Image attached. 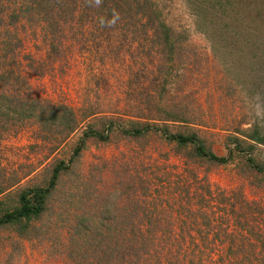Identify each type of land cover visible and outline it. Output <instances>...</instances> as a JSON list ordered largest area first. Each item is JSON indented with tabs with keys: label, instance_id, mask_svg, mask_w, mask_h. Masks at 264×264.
I'll return each mask as SVG.
<instances>
[{
	"label": "rangeland",
	"instance_id": "374dc122",
	"mask_svg": "<svg viewBox=\"0 0 264 264\" xmlns=\"http://www.w3.org/2000/svg\"><path fill=\"white\" fill-rule=\"evenodd\" d=\"M154 1L163 9L166 21L185 37L182 60L173 63V71L165 70V59L156 48L147 51L142 39L122 41L119 34L99 38L92 34V41L87 42L90 48L65 39L69 47L64 56L51 61L47 45L38 35L39 27L11 29L23 41L18 57L22 72L15 73L21 91L66 103L78 115L89 104H97L99 112L82 120L79 128L59 142L38 138L35 124L0 134V186L5 188L0 193V213L18 204L21 189L45 186L59 161L69 164L47 194L43 214L29 221L25 236L16 225L0 226V264H79V256L70 254L79 241L73 231L74 218L101 210V205L103 209V205H115L123 215L160 210L164 215L171 212L183 217L186 211L178 210L181 204L199 206L202 213L213 208L212 221L199 217L195 224L208 230L204 241H211L224 229L238 228L233 210L253 209L257 219L248 226L254 228L258 223L263 227L264 173L246 166L244 155L233 148L234 137L243 146L252 144L249 155L264 163V143L247 136L255 129L264 134L261 75L250 82L248 66L241 63L245 58L217 53L195 25L184 0ZM165 110H181L188 121L158 119L165 116ZM110 121L107 140L87 137L70 160L86 126L105 132ZM147 121L166 127L169 133H194L206 149L220 156L232 149L231 156L225 163H215L196 156L190 143L180 147L160 131L139 136L120 131ZM195 194L202 195L199 203ZM162 225L167 226L166 222L159 223ZM182 226L191 225H170L175 231ZM194 241L200 244L203 240L195 237ZM219 241L211 242L216 245ZM190 244L187 239L180 247L190 250Z\"/></svg>",
	"mask_w": 264,
	"mask_h": 264
},
{
	"label": "trees",
	"instance_id": "16d2710c",
	"mask_svg": "<svg viewBox=\"0 0 264 264\" xmlns=\"http://www.w3.org/2000/svg\"><path fill=\"white\" fill-rule=\"evenodd\" d=\"M184 1L194 15L197 28L210 39L212 48L221 55L245 58L241 63H244V67L248 66L246 78L254 82L261 75L259 83L264 89V0ZM19 25L24 29L39 27L38 35L47 45V57L51 61L64 56L69 47L65 39L78 42L84 46L82 48H90L87 42L92 41V34L95 38L119 34L122 41L126 38L142 39L141 45H145L147 51L152 49V52L156 48L155 52L165 59L166 71H173V63L182 60L181 44L185 37L166 21L163 9L154 0H0V134L26 124H35L37 131L34 134L38 138L59 142L79 128L82 120L99 112L97 104H89L87 108H80L78 115L66 103L40 99L21 91L15 73L22 72L18 57L23 41L11 30ZM180 111L165 110V116L158 119L188 121ZM109 125L111 121L105 132L86 126L73 148L70 160L83 148L87 137L107 140ZM120 131L132 136L160 131L166 139L176 140L180 147L190 143L196 156L215 163H225L232 153L230 149L227 156L217 155L206 149L196 134L169 133L166 127L149 121L131 129L121 128ZM247 136L253 142L264 143V134L261 135L256 129ZM234 139L233 148L244 155L246 166L264 173V163L256 162L249 155L253 145L243 146L240 139ZM68 165L59 161L45 186L21 189L18 204L0 213V226L16 225L18 232L25 236L30 227L29 221L43 214L47 194L53 190L58 176L67 171ZM2 187L0 193L5 189ZM195 196L199 203L202 195ZM191 198L189 196L188 201ZM169 199L165 197L166 201ZM114 206L103 205V209L101 205V210L74 218L73 231L77 233L75 238H79V241L70 248V254H76L77 258L79 256V264H264V219L263 227L257 223L250 228L248 223L257 219L252 216L253 209L239 213L233 210L238 228L215 233L210 239L214 241L220 238L215 245L211 241H204L207 229L202 231L195 227L199 217L204 222L212 221L215 216L213 208L202 213L199 206L196 209L189 202L181 204L178 210L186 211L183 217L171 212L164 215L160 210L157 213L123 215ZM207 217L210 220H206ZM261 218L258 217V221ZM160 222H166L167 226L159 227ZM174 222L190 223L191 226H182L175 231L170 227ZM142 223L146 226H139ZM195 237L202 239V243L193 242ZM187 239L191 241L190 250L185 246L181 249L180 242Z\"/></svg>",
	"mask_w": 264,
	"mask_h": 264
}]
</instances>
